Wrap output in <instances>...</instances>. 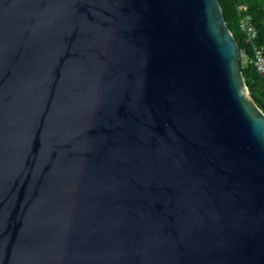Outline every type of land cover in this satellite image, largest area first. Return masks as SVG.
Wrapping results in <instances>:
<instances>
[{"label":"water","instance_id":"1","mask_svg":"<svg viewBox=\"0 0 264 264\" xmlns=\"http://www.w3.org/2000/svg\"><path fill=\"white\" fill-rule=\"evenodd\" d=\"M0 264H264L219 0H0Z\"/></svg>","mask_w":264,"mask_h":264},{"label":"trees","instance_id":"2","mask_svg":"<svg viewBox=\"0 0 264 264\" xmlns=\"http://www.w3.org/2000/svg\"><path fill=\"white\" fill-rule=\"evenodd\" d=\"M225 19L242 53V69L246 83L258 105L264 110V82L255 65L250 62L253 57V46L264 45V0H219ZM241 5L246 9L241 10ZM250 14L252 22L257 28L258 35L254 40H249L246 32L241 27L243 15ZM246 61V62H245Z\"/></svg>","mask_w":264,"mask_h":264},{"label":"built area","instance_id":"3","mask_svg":"<svg viewBox=\"0 0 264 264\" xmlns=\"http://www.w3.org/2000/svg\"><path fill=\"white\" fill-rule=\"evenodd\" d=\"M241 10H245L246 6L241 5ZM241 27L246 32L249 40H254L257 38L258 31L254 23L252 22V16L250 14L243 15L241 19ZM263 78L264 82V45L255 44L253 46V57L250 59Z\"/></svg>","mask_w":264,"mask_h":264},{"label":"rangeland","instance_id":"4","mask_svg":"<svg viewBox=\"0 0 264 264\" xmlns=\"http://www.w3.org/2000/svg\"><path fill=\"white\" fill-rule=\"evenodd\" d=\"M246 62V61H245Z\"/></svg>","mask_w":264,"mask_h":264}]
</instances>
